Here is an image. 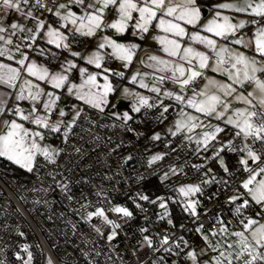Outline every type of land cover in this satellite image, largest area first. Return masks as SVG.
<instances>
[{"label":"snow or ice","instance_id":"snow-or-ice-1","mask_svg":"<svg viewBox=\"0 0 264 264\" xmlns=\"http://www.w3.org/2000/svg\"><path fill=\"white\" fill-rule=\"evenodd\" d=\"M0 7V157L37 173L41 157L53 165L61 155L48 138L68 143L81 121L91 125L97 113L137 137L144 135L131 127L137 117L145 122L154 112L158 124L167 121L149 137L164 148L138 160L145 171L134 177L156 192L138 189L128 197L132 207L114 202L103 188L94 201L82 197L73 210V232L83 222L112 242L120 234L117 219L145 211L144 203L158 206L156 219L167 218L174 227L170 205H176L203 247L175 232L148 235L150 229L140 228L144 244L158 256L151 264H264V0H2ZM150 32L158 47L141 55L134 41ZM122 98L130 104L118 111ZM229 153L239 157V174L225 161ZM191 170L197 182L177 186ZM56 175L46 172L53 183L32 191L45 193L47 202L59 189L71 201L68 181ZM211 184L217 191L209 199L223 195L227 215L203 207L199 197ZM16 234L25 237L19 228ZM17 247L15 264H38L33 245ZM81 254L84 264H99L103 248L97 251L94 243ZM44 264L56 260L49 255Z\"/></svg>","mask_w":264,"mask_h":264},{"label":"built area","instance_id":"built-area-1","mask_svg":"<svg viewBox=\"0 0 264 264\" xmlns=\"http://www.w3.org/2000/svg\"><path fill=\"white\" fill-rule=\"evenodd\" d=\"M51 3V0H49ZM201 83V82H200ZM87 115V111L85 112ZM157 113L150 112L144 117L131 124L136 131L144 133L137 137L134 133L126 132L119 127H112V122L96 114V122L89 124L81 121L77 128V136L68 143H62L58 137L51 136L54 146L61 150L57 157V163L47 164L41 157L38 161V172L28 173L13 168L7 164H0V248L7 247L0 252V260L7 259L8 264H15L13 253L18 250L21 243L33 245L38 264H44L47 256L51 255L56 264H84L83 251H88L96 244V250L103 248V254L97 257L99 264H151L158 256L150 252L144 244L143 235H152L157 232H175L177 235H184L189 243H193L194 231L189 232V218L182 212L181 208L175 214L170 205L171 217L174 220V227L167 224V218L163 221L156 219L160 212L158 206L143 204L145 211L135 210L133 217L125 220L117 219L116 214H110V218L117 219L121 227L119 235L112 242H108L106 236L97 237L87 225L80 222L77 230L73 232L72 223H76L78 217L73 215V210L78 209L84 200L82 197H89L96 200L95 192L103 188L114 202L128 201L138 189L155 192L151 184L147 186L137 182L134 177L136 173L144 172L137 163L146 155L143 145H148V133L153 129H160L162 124L156 120ZM171 116V114H169ZM168 116V117H169ZM100 124L101 127L96 125ZM150 129V130H148ZM99 136V140L93 139ZM163 137V134L161 135ZM157 149L162 150L164 144L160 143ZM120 147H117V146ZM259 147V146H257ZM79 149L76 152L75 149ZM136 157L131 163L124 161L123 157L128 155ZM232 161L239 158L236 154L226 155ZM199 160L188 159V163H199ZM209 167H212L210 164ZM133 168L136 172H133ZM214 170V169H213ZM56 172L55 179H60L63 174L68 181L69 192L73 199L69 201L66 195L56 189L54 195L37 193L32 188H45L53 183V177H45L46 172ZM239 174V167L232 170ZM215 172V171H214ZM194 180L197 182L195 170L187 175L181 176L179 180ZM214 184L208 185L199 199L203 207L210 212L224 210L228 214V208L222 203L223 195L219 199L213 197L216 192ZM40 201V202H37ZM128 206L132 207L130 201ZM256 211L255 209L252 212ZM229 218L231 216L229 215ZM206 219V218H203ZM185 225V231H180V225ZM17 228L25 232V237L17 236ZM150 229L148 233L142 234L139 229ZM38 246V247H35ZM25 258H26V254ZM110 256L109 261L107 257ZM174 258V257H173Z\"/></svg>","mask_w":264,"mask_h":264},{"label":"rangeland","instance_id":"rangeland-1","mask_svg":"<svg viewBox=\"0 0 264 264\" xmlns=\"http://www.w3.org/2000/svg\"><path fill=\"white\" fill-rule=\"evenodd\" d=\"M58 2H59V0H58ZM153 34H154V33H151V32L148 33V34H146L145 38H144L143 40H141V42L138 40V39H140L139 37H137L136 40L134 41V42L140 43V45H141V49H142V51H141V55H143V52H144V51H148V52H152V51H154V50L151 49V48H146L145 44H146L147 41H151L154 45H156V47H158V45L156 44V42H155L154 40L151 39V36H152ZM86 43H88V41H85L84 43H82V44H81V47H84V44H86ZM113 66H114V67H118V66H119V62H116ZM131 67H132V70H133V71L136 70V65H135V64H133ZM209 74H211V73H209ZM218 78H219V77H218ZM201 85H203V81L201 82ZM128 86H129V87H132L131 84H129ZM145 94H147V93H145ZM119 95H120V94L117 93V96H119ZM117 96H113V97H112V101H113V103H116ZM72 102H75V101H74V98H73V101H72ZM121 103L125 104V106H124V107H118V105L121 104ZM129 104H130V101H129V100H125V99L122 98V99L120 100V102L118 103V105H117V109H116V110H118V111H123V110H125L126 106L129 105ZM168 119L171 120V119H173V117H172V116H169ZM166 127H167V121H165L164 124H162V126H161L160 129H156V130L153 129L152 131H150V132L148 133L147 137H148V141H149V143H148L147 146H146V145H143V150L146 152V154H147L148 152H150L154 147L157 149V148L160 146L159 141H150L149 137L152 135V133H153L154 131H161L162 128H166ZM162 134H163V132H161V135H162ZM47 142L50 143V144H52V145L54 146V143H53L52 139H51V140L48 139ZM238 159H239V158H234V159H233V161H232V162H233V164H232V168H233V167H234V168L239 167V166H238ZM225 161H226V160H225ZM226 163H227L228 165L230 164V163H228L227 161H226ZM19 169H20V171L27 172L25 169H22V168H20V167H19ZM217 169H219V168H217ZM189 182H193V183H194V182H196V181L191 180V179H188V180H178V181H177V186H179V185L182 184V183H189ZM254 213H255V211L252 212L251 214L254 215ZM261 222H264V220H262ZM215 239H220V237L217 236V237L214 238V240H215ZM232 239H234V237L231 238V239L229 240V242H231ZM222 242H223V241H222ZM193 243H194V245H199V248H202V247H203V243L201 242L200 237H199L197 234H195L194 237H193ZM199 248H197V251H199ZM209 255H211L210 252H209Z\"/></svg>","mask_w":264,"mask_h":264},{"label":"trees","instance_id":"trees-1","mask_svg":"<svg viewBox=\"0 0 264 264\" xmlns=\"http://www.w3.org/2000/svg\"><path fill=\"white\" fill-rule=\"evenodd\" d=\"M209 2H210V0H209ZM138 40L141 42V39H138ZM148 130H150V129H148ZM225 160H226L228 163H230V164H229V167L233 170L234 167L232 168V164H233L232 160H231L230 158H228L227 156L225 157ZM0 164H7V165H10V166H11V163H9L7 160H5V159H3V158H0ZM209 164L213 167L215 173H218V174L222 175V170H221L218 166H215V167H214L211 163H209ZM217 168H219V169H217ZM152 188H153L154 191L156 192V189H155L154 187H152ZM157 194H159V193H157ZM172 208H173V210L175 211V214H176V212L178 211V209H180V207H179V206H176V205H173Z\"/></svg>","mask_w":264,"mask_h":264},{"label":"crops","instance_id":"crops-1","mask_svg":"<svg viewBox=\"0 0 264 264\" xmlns=\"http://www.w3.org/2000/svg\"><path fill=\"white\" fill-rule=\"evenodd\" d=\"M0 5H2V0H0ZM4 12H5V10H4L2 7H0V16L4 15ZM10 15H11V14H10ZM145 46H146V48H151V49H153V50H155V49L157 48L156 45H154L151 41H147L146 44H145ZM201 82H202V81H201ZM3 118H4V117L0 116V120H2ZM48 139L51 140V136H50ZM0 158H3V157H0ZM3 159L7 160L6 158H3ZM7 161H8V160H7ZM8 162L11 163L10 161H8ZM11 166H12L13 168L19 169V166H18V165H14V164L11 163ZM19 170H20V169H19Z\"/></svg>","mask_w":264,"mask_h":264},{"label":"water","instance_id":"water-1","mask_svg":"<svg viewBox=\"0 0 264 264\" xmlns=\"http://www.w3.org/2000/svg\"><path fill=\"white\" fill-rule=\"evenodd\" d=\"M124 106H125V104H123V103L118 105V107H124Z\"/></svg>","mask_w":264,"mask_h":264}]
</instances>
